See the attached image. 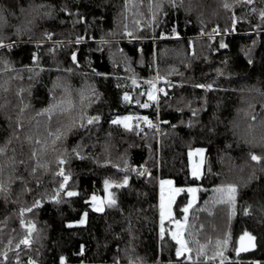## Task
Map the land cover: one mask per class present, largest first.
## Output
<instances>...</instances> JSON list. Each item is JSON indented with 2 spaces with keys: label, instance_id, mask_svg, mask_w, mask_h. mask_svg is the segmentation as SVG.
I'll return each mask as SVG.
<instances>
[{
  "label": "trees",
  "instance_id": "obj_1",
  "mask_svg": "<svg viewBox=\"0 0 264 264\" xmlns=\"http://www.w3.org/2000/svg\"><path fill=\"white\" fill-rule=\"evenodd\" d=\"M225 2L233 7L225 9ZM158 3L0 0L8 19L0 35L10 38L6 43H15L10 50L0 48V147L12 136L18 117L23 125L20 139H12L0 153V180L9 188L7 200L0 194V252H7V260L0 256V264H16L17 255L21 264L29 257L37 264H60V256L66 264H113L116 257L120 264H128L129 257L142 264H264V21L258 14L264 0L252 5L184 0L183 6L177 0L175 8L163 0L162 10L155 7ZM189 3L191 10L186 11ZM253 7L257 12L251 11ZM77 13L85 19L80 21ZM233 13L238 18L234 27ZM33 17L30 30L14 34V25ZM45 32L52 33L51 39ZM221 42L227 47L221 48ZM33 54L38 57L35 62ZM4 59L10 62L7 71ZM149 80L164 91L156 103L143 108L136 101L145 103ZM208 84L212 87H197ZM24 105L28 107L21 114ZM130 114L134 115L130 129L111 123ZM94 116L99 121L87 125ZM144 116L151 126L136 119ZM82 119L86 127L58 141L54 151L48 134L72 122L79 125ZM194 147L206 150L201 178L190 174L188 150ZM73 148L79 157L71 154ZM251 153L261 161L251 160ZM58 158L65 160L62 167L70 176L65 189L78 195L68 197L59 188L63 177L58 174ZM21 160L23 164L18 163ZM36 165L45 167H38L33 176L31 168ZM124 176L128 184L115 187ZM105 179L110 181L107 192ZM162 179L185 189L174 201L176 218L184 215L186 189L197 188L183 232L190 260L176 256V242L167 230L163 239L159 235ZM228 184L238 187L234 208L219 202L215 191ZM25 186L31 191H23ZM57 193V200H52ZM108 193L115 205L109 206ZM93 194L104 198V211L91 208ZM37 199L41 203L24 213L26 222L36 226L32 244L17 248L26 234L19 224L20 208H31ZM85 212V224H71ZM245 231L255 237V247L237 252Z\"/></svg>",
  "mask_w": 264,
  "mask_h": 264
},
{
  "label": "snow or ice",
  "instance_id": "obj_2",
  "mask_svg": "<svg viewBox=\"0 0 264 264\" xmlns=\"http://www.w3.org/2000/svg\"><path fill=\"white\" fill-rule=\"evenodd\" d=\"M183 3H184V0H180V6H183ZM234 3L235 4L252 5L254 3V0H234ZM168 4L171 7H174V8L178 6L177 5V0H168ZM36 7L37 8H44V7H49L50 8L51 6L38 5ZM155 7L158 10H162L163 0H160V3L156 4ZM223 7L225 9H229V8H232L233 5L225 2L223 4ZM62 10L63 11H66V12L68 11V9L66 7L63 8ZM190 10H191V3H189V7L186 8V11H190ZM6 11H7L6 9H0V28H2L3 26H6L8 24V19H7V16L5 15V12ZM20 11H21V13H24L25 12V9L21 8ZM251 11L253 13H255V12H257V9L255 7H253L251 9ZM8 14L9 15H13V16L15 15V13H8ZM258 14H259L260 19L262 21H264V7H262V8L259 9ZM44 15H50V12L44 13ZM77 16H78V18H79L80 21H83L85 19L83 16H80L79 13H77ZM34 18L35 17H33V19H27V18H25L20 24L14 25L13 26V32H14V34L17 35V36H19L24 31L30 30V26L32 25ZM240 19H243V17H240ZM237 21H238V18L235 16V13H233V15H232V24H233V27L235 26V24L237 23ZM257 27H259V25ZM217 31H218V28L217 29H213V32H217ZM44 36L47 39H51L52 33L45 32L44 33ZM80 39H81V37H77L76 43H79L80 42ZM6 40H10V38L5 37L3 35H0V48H7V49L10 50L11 48H13L15 46V43L14 42H7L6 43ZM101 42L104 43L106 41H103V39H102ZM40 43L41 42H37V46L38 47H39ZM56 43L58 44L60 42H56ZM253 43H255V41H253ZM220 47L221 48H225V47H227V45L224 44L223 42H221ZM50 51H54V49L53 50H50ZM248 54H249L248 52H245V55L246 56ZM32 59L35 62V61L38 60V57L35 54H33ZM71 59L73 60V62L76 61V53L75 52H72ZM2 62L5 65V68L3 70L4 71H7L8 68H9L10 62L8 60H6V59L2 60ZM248 62L251 64L252 63V60L249 59ZM29 71H31V69H29ZM68 71H71V69H69ZM217 72L219 73V70H217ZM156 79L157 80L163 79V77L157 76ZM132 83L134 85L136 84V80L134 78L132 80ZM147 83L149 85H151V87L147 91L148 100L149 101H158V97L154 94V91L163 92L164 89H156L155 88V84H153V81L152 80L147 81ZM197 87L211 88L212 85L211 84H208V85H197ZM19 91L20 92H23L24 90L23 89H20ZM165 95H166V93H165ZM123 98H124L125 101H128L129 100V94L127 92H125ZM22 102H23V98L21 97V103ZM136 103L139 104V106L140 107H143V108H148L150 106L149 103H147V102L141 104L138 99H137ZM27 107H28V105H24L20 109V113L22 114L23 111H24V108H27ZM193 114L195 115V112ZM9 119H11V118L9 117ZM99 119H100L99 116L89 117L87 119V125H93L96 122H98ZM133 119H134V117H132L130 115L117 116L115 119H113L111 121V123L112 124H123L124 128L130 129V128H132V125L129 123V121H131ZM136 119H143L144 121H146L149 124V126L152 125V121H150L147 116H144L142 118L137 117ZM253 119H255V118L253 117ZM22 127H23V125L20 123V120H19V117H18L17 118V122H16V127L13 130L12 136L6 141V143H5V145L3 147H0V153L6 152L7 146H8V144H11L12 139H16V140H19L20 139L19 129H21ZM85 127H86V124L83 122V119H82L81 122L79 123V125H77L75 122H72L71 124L65 126L62 129H57V131H56L55 134L49 133L48 135L50 137H53L52 140H51V144L53 146V150L54 151L56 150L55 149V145L57 144V142L58 141H61L69 133L73 132L77 128H85ZM173 127H175V125H173ZM209 131H213V130L212 129H209ZM28 139L31 140V137H28ZM35 143H38L39 144V143H41V141L36 140ZM13 151L15 152V149H13ZM195 151L197 153L202 154L205 151V149L198 148ZM71 154H74L77 157H79V155H80V153L77 150V148L71 149ZM188 155H189V159L191 160L192 152L189 151ZM250 155H251V160H253V161L259 162L262 159L261 156H258L255 153H251ZM36 156H37V152H36L35 149H33V151H32V157L35 158ZM11 160H12V163H11L10 167L12 168L13 173H14L15 167H16V164H17V161L15 160V157L14 156L11 158ZM106 162H109V161H106ZM18 163L23 164L24 161L21 160ZM64 163H65V160L63 158H58V166H60V171H59L58 174L61 177H63V182L60 183V185H59V188L60 189H65V185H66L67 181L70 179V176L69 175H65V173H64V169L62 167V165ZM38 167H41L42 168V167H45V166H43V165L33 166L31 168V173L30 174L33 175V176H35L36 173H37ZM125 167H127V163L126 162H125ZM2 172H3V167H0V173H2ZM191 175L193 177H199L200 176V167H199V165H196V166H194L192 168ZM253 178L254 177H250L249 179H253ZM16 179L20 180L22 183H24L26 185V181H24V178L22 176H17ZM11 182L12 181H11V176H10L9 183H11ZM160 183H161L162 195H161V202H160V225L161 226H160V230H159V235H160L161 239H163V237L165 236L164 221L166 219H171L172 222L175 223V225H176V231L172 232L171 238H172V240H174L176 242L175 254L179 258V257L184 256L185 253H190L191 252V248H189L188 242L183 238L182 230H183V227L184 226L181 224V221L180 220H176L173 217L172 204H173V201L175 200L176 195L179 194L180 192L185 191V189H183V188H171L170 187L169 188V195H168L167 201L165 202V198L163 196V186L165 184L171 186L173 182L171 180H162ZM36 184H37V186H39V184H40V180H39L38 177H36ZM127 184H128V177L127 176H124L122 183L115 184V187L119 188V187H123V186H125ZM104 186H105V191L107 192V189L110 186V181L108 179H105ZM23 191H31V189H28L25 186V188L23 189ZM186 191L189 194H191V196H190V198L188 200V203L186 205H184L183 208H182V212L185 214V221L187 220V213H188L189 209L192 207V205H193V203L195 201V193L197 192V189L196 188H193V187H189V188L186 189ZM215 191L220 194V200H219V202H227V203L231 204L233 206V208H234L235 203H236L237 192H238V187H237L236 184H228L225 187H218L217 189H215ZM8 193H9V188L5 185V183H4L3 180H0V194H4L5 199L7 200ZM65 194L68 197H72V196L78 195L77 192L70 191V190H67V189H65ZM57 196H58V193H57V195L52 196L51 199L52 200H57ZM97 199L98 198L95 195H93L91 197V200L93 202L92 206L95 209V211L102 212V211H104V208L101 207L98 203H96ZM40 203H41V201L39 199H37V200H35L33 202L31 208H28V207H21L20 208V211H19V217H20L19 218V224H20V226L22 228L26 229V234L20 240V242L16 245L17 248H19L21 244H23L25 247H30L31 246V244H32V237H33V233L36 231V226L32 222H26V220L24 218V213L31 212L32 211V208L37 207ZM116 203H117V201L112 197V194L111 193H108V204H109V206L115 205ZM244 211L247 214L248 213V208H245ZM86 216H87V213L85 212L84 213V217H86ZM75 223L84 224L85 223V219L82 217L79 221H76ZM68 226L70 227L71 224H69ZM245 237L248 238V241H249L250 246L251 247H255L254 244H251V241H253L255 239V237H253L247 231H245L244 234H243V236H241V238H240L241 241H243ZM11 243H12V240H11V238H9V244H11ZM217 243L220 244L221 242L218 241ZM223 243L226 244L227 241L225 240ZM246 250H247L246 247H241V248H237L236 249L237 252L246 251ZM82 252H83V246H81V253ZM198 255H199V253H198ZM216 255H220L221 257H223L222 252H217ZM0 256H3L5 258V260H7V252H0ZM186 258L190 260L191 259V256H188ZM206 258L207 259H215V256H213V257H206ZM59 260H60V264H66V258L64 256H60ZM16 264H21L19 255L16 256ZM27 264H37V261H35L31 257H29V259L27 261ZM81 264H83V262H81ZM113 264H120V258L119 257H116L114 259V261H113ZM128 264H142V261H140L139 258L132 259L131 257H129Z\"/></svg>",
  "mask_w": 264,
  "mask_h": 264
},
{
  "label": "rangeland",
  "instance_id": "obj_3",
  "mask_svg": "<svg viewBox=\"0 0 264 264\" xmlns=\"http://www.w3.org/2000/svg\"><path fill=\"white\" fill-rule=\"evenodd\" d=\"M153 84H155V88H156V89H160L159 86H158V84H157V81L153 82ZM154 94L158 97L159 92H158V91H154ZM145 102H147V103H149V105H151V104H153V103H156L157 101H149V100H148V96H146V100H145ZM122 116H126V115H122ZM130 116L134 117V115H132V114H130ZM131 122H132V120L129 121L130 124H131ZM198 148H203V147H194V148H190V149L188 150V153H189V151L192 152L191 160L189 159V169H190V174H191V172H192V168H193L194 166H196V165H199V167H200V176H199L198 178H201L202 175H203V173H204V166H205V161H206V150H205L202 154H200V153H197V152L195 151V150L198 149ZM203 149H205V148H203ZM188 157H189V155H188ZM162 180H171V181L173 182L172 179H162ZM162 180H161V181H162ZM161 181H160V182H161ZM159 184H160V185H159V210H160V202H161L162 190H161V183H159ZM170 187H171V188H177V187L174 185V182L172 183L171 186H169V185H167V184H165V185L163 186V196H164V198H165V202L167 201V198H168V195H169V188H170ZM193 188H195V187H193ZM196 189H197V188H196ZM180 193H181V192H180ZM180 193H179V194H180ZM179 194L176 195L175 200H176V198L178 197ZM188 194H189V193H188ZM93 195H95V196L98 198L97 201H96V203H98L101 207H103V208L105 209V207H106V203H105V201H104V198H103L101 195H99V194H93ZM93 195H92V196H93ZM92 196H91V197H92ZM190 196H191V194H189V198H190ZM175 200H174V201H175ZM174 201H173V204H172L173 217H174V219H176V220H180V221H181V224L184 226V227H183V230H182V234H183L184 229H185V226H186L187 221H188V219H189L190 210L192 209V207L194 206V204H195L196 201H197V192L195 193V201H194L192 207L189 209V211H188V213H187V220H186V221H185V214L183 215L182 218H176V217H175L174 209H173V207H174ZM90 203H91V208H93V206H92L93 202H92L91 198H90ZM93 209H94V208H93ZM94 210H95V209H94ZM82 217L85 219V223H86V221H87V216L84 217V214H83ZM82 217H81V218H82ZM81 218H80V219H81ZM77 221H79V220H77ZM75 222H76V221H75ZM75 222H72L71 224H72V225H83V224H78V223H75ZM85 223H84V224H85ZM160 226H161V225H160ZM164 228H165V230H167L170 234H172V232L176 231V225H175V223L172 222L171 219H166V220L164 221ZM243 234H244V233H243ZM243 234H242L241 236H243ZM241 236H240L239 239H238V246H237V248L246 247L247 250L252 249L253 247L250 246L249 241H248V238L245 237L244 240L241 241V239H240ZM183 238L185 239L184 236H183ZM251 244H254V245H255V239H254L253 241H251ZM240 252H241V251H240ZM188 256H190V254H189V253H185V255L182 256V258L187 259L186 257H188Z\"/></svg>",
  "mask_w": 264,
  "mask_h": 264
},
{
  "label": "built area",
  "instance_id": "obj_4",
  "mask_svg": "<svg viewBox=\"0 0 264 264\" xmlns=\"http://www.w3.org/2000/svg\"><path fill=\"white\" fill-rule=\"evenodd\" d=\"M172 34H173V37H176V30L175 29L172 30Z\"/></svg>",
  "mask_w": 264,
  "mask_h": 264
}]
</instances>
